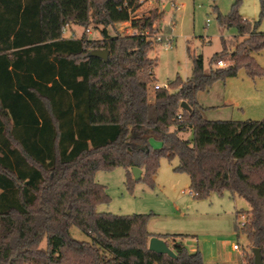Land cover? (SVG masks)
<instances>
[{
    "label": "trees",
    "instance_id": "1",
    "mask_svg": "<svg viewBox=\"0 0 264 264\" xmlns=\"http://www.w3.org/2000/svg\"><path fill=\"white\" fill-rule=\"evenodd\" d=\"M143 1L0 0V264H203L198 249L176 239L183 235L150 233V214L97 211L109 200L97 171L124 168L131 189L136 166L153 189L162 156L177 159L193 199L228 192L247 201L235 212L246 217L236 229L249 242L243 262L254 264L256 247L264 263V116L210 120L196 95L239 68L264 76L254 58L264 49L259 19L241 16L240 0L217 12L220 25L237 29L233 47L222 38L208 70L193 56L185 80L176 76L150 98L157 61L148 52L164 41L154 37L163 11L138 16ZM90 22L101 25L99 38L63 36L64 25ZM117 22L135 32L111 35ZM97 49L108 50L106 60L90 55ZM73 225L90 240L73 238ZM154 235L176 256L150 251Z\"/></svg>",
    "mask_w": 264,
    "mask_h": 264
},
{
    "label": "rangeland",
    "instance_id": "2",
    "mask_svg": "<svg viewBox=\"0 0 264 264\" xmlns=\"http://www.w3.org/2000/svg\"><path fill=\"white\" fill-rule=\"evenodd\" d=\"M234 1L144 0L142 2L136 15L147 14L152 8L163 11L154 24L159 28L158 33L164 40L169 37L171 39L154 43L148 52V56L157 61L153 71L154 80L149 86L150 98L155 83L164 86L176 76L185 80L191 73L193 56L201 55L204 69L208 70L209 58L222 48V38L229 42L230 48L233 47L237 29L235 26L220 25L217 12L228 13ZM166 3L169 4L170 9L164 8ZM238 7L244 19L250 22L259 19V29L264 32V7L262 9L260 6V0H240ZM87 28L90 32L86 31ZM132 30L129 22H117L113 28H109L111 35L128 34ZM84 31L91 39L99 38L101 25L93 22H90L86 28L80 25H64L62 33L64 37L79 38ZM168 41H170L169 45L166 44ZM254 58L264 67V49L255 53ZM227 62L224 60L225 64ZM196 95L199 104H210L203 112L207 119L256 120L264 116V76L252 79L247 76L244 68H239L235 76L215 81L208 90L199 91ZM151 145L159 148L161 141L152 138ZM176 164V158L169 161L163 156L160 157L153 189L145 184L143 177L135 180L133 187L129 189L125 185V169L122 167L97 171L95 181L105 186L109 197L108 202L97 206V211H107L116 215L150 214L147 229L149 226L160 229L163 234L181 233L187 249L188 241L193 237L195 239L198 234L204 236L208 234L218 240L219 250L223 256L229 257L234 262L240 261L242 252L250 254L246 236L243 233L236 234L241 219H237L234 215L235 210L249 209L247 201L237 196L232 199L227 192H223L222 195L212 192L209 197L207 196L208 198L193 199L188 193L190 184L188 176L175 171ZM69 231L75 239L90 240L77 226H71ZM233 243H239L238 252L232 250Z\"/></svg>",
    "mask_w": 264,
    "mask_h": 264
},
{
    "label": "crops",
    "instance_id": "3",
    "mask_svg": "<svg viewBox=\"0 0 264 264\" xmlns=\"http://www.w3.org/2000/svg\"><path fill=\"white\" fill-rule=\"evenodd\" d=\"M166 6V5H165ZM164 6V8H165ZM169 8V7H168ZM166 9V8H165ZM170 9V8H169ZM241 37L238 38V40H240ZM208 90V89H206ZM201 106H204V107H208L210 106V104H202L200 103ZM204 112V111H203ZM209 119V118H208ZM223 119V118H221ZM220 118L218 119H210V120H221ZM226 119V118H224ZM179 136L182 138V139H191L189 136L192 137V131L190 129H187L186 132H181L179 133ZM142 170V169H141ZM143 171V170H142ZM142 175V174H141ZM188 182H189V178H188ZM228 193V192H227ZM190 195V194H189ZM229 197H231L232 199L235 197L233 195H230L228 193ZM191 196V195H190ZM209 197V196H208ZM207 197V198H208ZM238 211V210H235L234 211V215H235V212ZM150 233L154 234V233H157V234H163L162 231L160 229H156V228H149L148 226V229H147ZM160 230V231H159ZM166 234H169V233H166ZM172 234H181V233H172ZM170 234V235H172ZM182 235V234H181ZM193 235V234H191ZM196 236V235H194ZM177 240H181L183 242V237L180 238V237H177L176 238ZM166 241V240H165ZM218 240L214 239L211 235H199L197 236V238L193 239L192 240H189L188 241V251H193L195 249H198L201 253H202V257H203V264H240L242 262V254H241V258H240V261L239 262H234L232 261V259H229L224 257L223 254L220 252L219 250V245H218ZM167 242V241H166ZM233 250V249H232ZM233 251H236V250H233ZM238 252V251H237Z\"/></svg>",
    "mask_w": 264,
    "mask_h": 264
},
{
    "label": "water",
    "instance_id": "4",
    "mask_svg": "<svg viewBox=\"0 0 264 264\" xmlns=\"http://www.w3.org/2000/svg\"><path fill=\"white\" fill-rule=\"evenodd\" d=\"M168 7H169V4L166 3L165 8L169 9ZM90 55L95 56V57L98 56L102 58L103 60H106L108 57V50L107 49L93 50L90 52ZM180 107L181 109L186 110L189 108V105L183 101L180 103ZM131 173H132L133 179L138 180L141 177L142 170L141 168L135 166L131 168ZM148 249L153 252L155 251L157 253L167 254L170 257L176 256V254H174L173 251L169 248L166 241L163 238L157 237L155 235L149 239ZM251 252L253 253V257H254V264H264L262 260V252H260L259 248L253 247L251 248Z\"/></svg>",
    "mask_w": 264,
    "mask_h": 264
},
{
    "label": "built area",
    "instance_id": "5",
    "mask_svg": "<svg viewBox=\"0 0 264 264\" xmlns=\"http://www.w3.org/2000/svg\"><path fill=\"white\" fill-rule=\"evenodd\" d=\"M175 8H177V7H175ZM62 31H64V26L62 27ZM86 31L87 32H90V30H89V28H87L86 29ZM135 32V30L133 29L130 33H128V34H131V33H134ZM154 37L156 38V40H160L161 38H162V36L161 35H159V33H155L154 34ZM167 40H171L170 39V37L169 38H167ZM167 40H164V41H167ZM166 44H170V41H168ZM222 66V65H225V63L222 61V60H220V62L218 63V66ZM160 87H163V88H167L168 86H167V84H165L164 86H159V85H157L156 83L153 85V89H157V88H160ZM180 117V116H179ZM188 193L190 194V195H192V191L189 189L188 190ZM238 218H240L241 219V222L239 223L240 224V227L244 224V222H245V220H246V217H245V215L244 214H239V215H237V219ZM232 249L233 250H236V251H239L240 250V245H239V243H233L232 244ZM243 255H244V252H242V262L240 263V264H244V262H243Z\"/></svg>",
    "mask_w": 264,
    "mask_h": 264
}]
</instances>
